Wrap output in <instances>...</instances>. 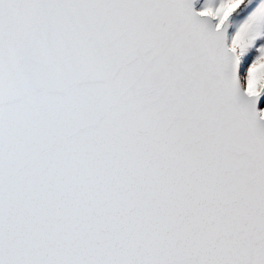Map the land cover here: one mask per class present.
Segmentation results:
<instances>
[{
    "label": "snow or ice",
    "instance_id": "6c2138e0",
    "mask_svg": "<svg viewBox=\"0 0 264 264\" xmlns=\"http://www.w3.org/2000/svg\"><path fill=\"white\" fill-rule=\"evenodd\" d=\"M0 264H264V0H0Z\"/></svg>",
    "mask_w": 264,
    "mask_h": 264
},
{
    "label": "rangeland",
    "instance_id": "374dc122",
    "mask_svg": "<svg viewBox=\"0 0 264 264\" xmlns=\"http://www.w3.org/2000/svg\"><path fill=\"white\" fill-rule=\"evenodd\" d=\"M244 17L242 16V17H240V19L242 20Z\"/></svg>",
    "mask_w": 264,
    "mask_h": 264
}]
</instances>
